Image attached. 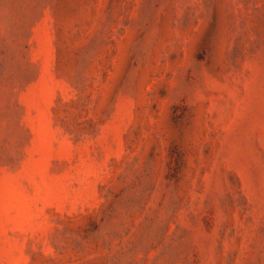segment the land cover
I'll use <instances>...</instances> for the list:
<instances>
[{
	"label": "rangeland",
	"instance_id": "obj_1",
	"mask_svg": "<svg viewBox=\"0 0 264 264\" xmlns=\"http://www.w3.org/2000/svg\"><path fill=\"white\" fill-rule=\"evenodd\" d=\"M0 264H264V0H0Z\"/></svg>",
	"mask_w": 264,
	"mask_h": 264
}]
</instances>
